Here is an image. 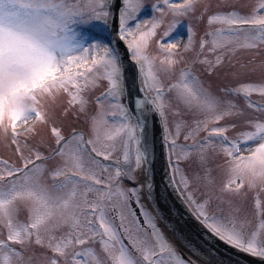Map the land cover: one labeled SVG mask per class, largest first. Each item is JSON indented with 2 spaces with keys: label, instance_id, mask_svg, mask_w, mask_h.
I'll return each instance as SVG.
<instances>
[{
  "label": "snow or ice",
  "instance_id": "obj_1",
  "mask_svg": "<svg viewBox=\"0 0 264 264\" xmlns=\"http://www.w3.org/2000/svg\"><path fill=\"white\" fill-rule=\"evenodd\" d=\"M148 7L0 0V264H195L145 204L156 116L163 192L264 264V0Z\"/></svg>",
  "mask_w": 264,
  "mask_h": 264
},
{
  "label": "water",
  "instance_id": "obj_2",
  "mask_svg": "<svg viewBox=\"0 0 264 264\" xmlns=\"http://www.w3.org/2000/svg\"><path fill=\"white\" fill-rule=\"evenodd\" d=\"M119 48L125 55L126 76L128 80L131 81L129 78L133 72L131 62L127 58V53L121 47ZM132 95L135 96L134 93ZM152 131L155 137L157 152L155 182L161 186L163 185L164 187L166 182H162L161 178L163 177V172H165V159L158 116L154 119ZM163 196H168L167 201L163 199ZM155 197V201L159 208L165 213L166 219L176 224L179 231L183 234V240L187 239L192 241L198 251L208 257L210 261H217L226 253L229 257L235 256L236 259L241 260L242 264H260V258L252 257L251 255L245 253L236 254L235 250H230L228 246H226L219 239L213 238L210 235H205L204 232L200 231V225H198L197 222L189 215V212L185 209L184 205L177 200L175 193H173L171 189H168L166 193L162 192L161 194L155 191ZM193 225H195V227H193ZM212 251L214 252V255ZM214 256L218 258H214Z\"/></svg>",
  "mask_w": 264,
  "mask_h": 264
},
{
  "label": "rangeland",
  "instance_id": "obj_3",
  "mask_svg": "<svg viewBox=\"0 0 264 264\" xmlns=\"http://www.w3.org/2000/svg\"><path fill=\"white\" fill-rule=\"evenodd\" d=\"M235 2H237V3H239V2H241V0H235ZM152 3V0H146V4L147 5H150ZM151 14V12L149 13V15ZM145 18H146V15H145ZM203 29H204V26H197V30H198V32L199 31H203ZM104 86H106V85H102L101 87H100V89L99 88H97L96 89V92H97V90L99 89V90H101V88H103ZM95 94V93H94ZM172 119V116L170 115V120ZM74 126H77V127H84V124H83V122L81 121V122H78L76 125H74ZM146 204V203H145ZM249 209L251 210V200L249 201ZM253 223H257V221L255 220V219H253Z\"/></svg>",
  "mask_w": 264,
  "mask_h": 264
},
{
  "label": "bare ground",
  "instance_id": "obj_4",
  "mask_svg": "<svg viewBox=\"0 0 264 264\" xmlns=\"http://www.w3.org/2000/svg\"><path fill=\"white\" fill-rule=\"evenodd\" d=\"M130 79H131V77H129ZM130 82V81H129ZM129 87H130V89H131V93L133 94H135L136 95V93H137V91H138V89H132L131 88V83H129ZM166 182V181H165ZM155 184H156V188H155V191L157 192V193H159V194H161L162 192H163V185L161 186V185H159L158 183H156L155 182ZM166 184V183H165ZM170 189V188H169Z\"/></svg>",
  "mask_w": 264,
  "mask_h": 264
}]
</instances>
